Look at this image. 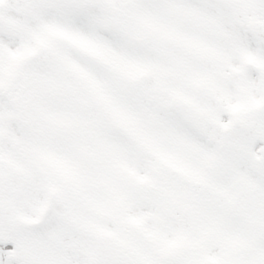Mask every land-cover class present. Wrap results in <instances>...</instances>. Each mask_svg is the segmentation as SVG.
<instances>
[{"label":"snow or ice","instance_id":"6c2138e0","mask_svg":"<svg viewBox=\"0 0 264 264\" xmlns=\"http://www.w3.org/2000/svg\"><path fill=\"white\" fill-rule=\"evenodd\" d=\"M0 264H264V0H0Z\"/></svg>","mask_w":264,"mask_h":264}]
</instances>
